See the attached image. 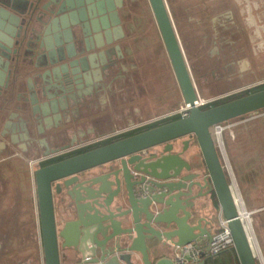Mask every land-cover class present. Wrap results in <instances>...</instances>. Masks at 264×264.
I'll use <instances>...</instances> for the list:
<instances>
[{"label": "water", "instance_id": "1", "mask_svg": "<svg viewBox=\"0 0 264 264\" xmlns=\"http://www.w3.org/2000/svg\"><path fill=\"white\" fill-rule=\"evenodd\" d=\"M7 2L11 10L25 12L23 0ZM39 2L31 3L35 11ZM111 2L119 40L124 34L117 9L123 1ZM148 2L190 115L35 171L44 264H61L60 240L72 248L69 264H195L186 260L192 251L199 252V264H207L222 221L239 263L258 264L212 129L263 111L264 90L208 110L194 107L199 95L168 3ZM105 59L99 62L111 70ZM191 146L199 149L205 169L183 158ZM93 171L98 174L89 175ZM56 195L69 201L74 217L60 230Z\"/></svg>", "mask_w": 264, "mask_h": 264}, {"label": "crops", "instance_id": "2", "mask_svg": "<svg viewBox=\"0 0 264 264\" xmlns=\"http://www.w3.org/2000/svg\"><path fill=\"white\" fill-rule=\"evenodd\" d=\"M111 1L112 5H116L115 3L118 2V0ZM33 2L23 0V4H20V6L24 7L27 17H24V12L21 14V18L18 19L10 16L13 18L10 29H15L16 20L18 24L30 23L32 20L34 27L37 28L36 33L34 32L36 39L31 40L30 45L26 44V46L32 49L33 53H30L27 58H29V63L33 64L32 69L36 71L38 76L39 74L41 76L43 90L41 95L45 96V104L41 102L34 103L36 114L43 119L39 127L33 125L34 133H37L39 138H48L50 140L51 135L61 131L59 136H64L67 140H65L66 143L57 145V147H64L78 140L76 139L72 143H68L69 138H72L77 130H80L78 131L81 133L80 139L88 136V134H91L93 138H102L116 130H125V128L131 127L143 128L150 125H144L148 121L156 120L160 116H166L174 110L173 107H169L163 113L157 111L154 116L149 114L148 107L140 101L143 92L140 73L137 74L140 78L137 84L136 72L134 74L130 72V70H134V66H130V73H128L125 60L123 68L126 70L123 73L122 70L119 72V68H116L117 65L114 66L115 69L113 68L109 72L104 71L105 67L101 65L102 62H99L100 60L102 61V59L106 58V62H113L114 53L120 54L119 51L125 56L122 47L123 40L117 41L114 37V33L116 32L117 36L120 35L118 34V23L114 16V11L111 10L110 12L108 10L110 0H69V5H66L64 0H54L51 3H49L50 0H41L36 11L31 6ZM237 3L239 2L237 1ZM246 4L247 20L252 24L251 27L254 29V33L256 32L255 36L260 33L262 38L258 43H262L259 46H262L264 49V0H249ZM101 10L102 13H100ZM119 21L121 22L120 18ZM122 30L125 34V27H122ZM110 39H113L111 43L108 42ZM24 40H22V46ZM254 41L256 40L252 36V56H259V52H256L254 48ZM117 46L120 48L119 50ZM105 52H107V55H105ZM100 55H102V58L99 57ZM261 56L260 62L262 66L260 68L254 67L252 60H246L247 72L254 73L255 71L259 72L264 69V53H261ZM57 59L59 61L52 64ZM96 64L99 65V68H95ZM62 67H66V70L62 69ZM94 71L97 73L96 77ZM35 78L34 76L31 79ZM261 81H264V79L256 82ZM32 86L27 85L29 89H26L28 96L31 94L30 89L33 88ZM23 89L25 90V87ZM126 89L128 90L126 91ZM36 95L40 94L37 92ZM20 97L23 100L25 97L24 93L17 94V98L20 99ZM132 100L133 102L131 103ZM46 109L48 112H46ZM129 115L130 119L123 123V120ZM132 117L134 119H131ZM262 117H264V112H258L238 119L237 123L236 120L227 123L228 126H225L222 132L223 149H221V153L219 152L223 166L230 179L235 198L241 202L243 211L253 214L251 227L255 239L254 245L257 254L259 251L262 256L261 261L257 259L258 264H264V219L260 221V217L264 215V190L254 185V180L252 183H249L250 179L259 174L256 169H251L255 162L253 160L243 161L244 157H236L234 153L240 148L241 143L246 140L244 137L241 138L239 134L241 127L247 125V123L253 125L254 122L259 121ZM255 153L259 157L258 162H260V150H256ZM184 158L190 163H198L202 169H205L204 160L196 146H191ZM13 172L15 175H18V170H13ZM30 173L31 179L34 181V175L32 176V172H29V175ZM14 174L10 172L7 176L12 177ZM96 174H98V171L89 173V175L93 176ZM29 192L30 189L28 188V202L26 200L24 202L20 195V193L22 194V190H19L17 184H15V188L10 189L7 199L0 205V223H2L0 243L5 240L8 242L7 245L12 248L17 247L22 249V246H24V241H26L28 235L26 215L27 213L31 214L32 219L35 214V207L37 206L33 199V203H35L33 209L31 200L33 196ZM206 201L199 200L198 203ZM21 203L22 205H20ZM11 211L14 213L16 222L10 232L8 220L3 218V214L10 213ZM55 212L59 228H63L67 222L74 220L73 215L70 214L69 201L61 202L60 197H55ZM37 228L38 232H40L39 221ZM2 229L5 236L2 234ZM219 229L220 227H217L214 234ZM17 233H20V237L15 236ZM13 239L21 242V246L19 247L18 244L13 245ZM34 249L36 250L35 246ZM230 251L231 249L225 252L230 253ZM232 251L233 254L231 253V255H233V259H236L239 263L235 249ZM31 252L32 250L29 248V251L27 250L25 254H31ZM20 253L24 254L22 250ZM219 255L213 257V259L218 258ZM201 260L202 258L195 264H199Z\"/></svg>", "mask_w": 264, "mask_h": 264}, {"label": "rangeland", "instance_id": "3", "mask_svg": "<svg viewBox=\"0 0 264 264\" xmlns=\"http://www.w3.org/2000/svg\"><path fill=\"white\" fill-rule=\"evenodd\" d=\"M7 1L9 0L0 1V46L3 47L0 48V135L2 134L3 129L7 131L8 137L5 138V136H3L2 134V138L6 139L9 144V140H11V143L12 140L15 141L14 145H17L18 147L16 148L11 145V149L14 154H17L20 158L13 159L7 165V172H12V174H14L13 170H18V175L14 174L12 175V177H6V175L1 176L0 181L2 183L0 184V205H2L4 200L7 199V194L10 189L12 190L15 188L16 183H21L22 185V181L23 179H25V173H27L26 170H28V165L25 161L32 162L41 157L38 154L39 150H37V146L33 145L31 147L32 141H36V143L40 141L41 147L47 146L46 148H56L57 145H62L66 143L65 140H67L64 136H59L61 131H59V133H54L53 135H51L50 140L48 138H39L37 133H34L35 131L33 129V125L39 127L42 124L43 119L41 118V116L36 114V111L34 112V106H32L31 103L41 102L42 104H45V96L41 95V93L43 92L41 76L40 74L39 76L36 74V71L32 69L33 64H30L28 61L29 58L27 57L30 53L33 52L31 47L28 48L26 44L30 45V41L36 39L35 33L37 28L34 27V22L32 20L30 21V23L28 22L24 24H18V21L16 20L15 29H10L13 18H21L22 12L14 10L12 11L10 2ZM29 1L33 2L35 0ZM122 1L123 4L122 7L119 8L118 15L121 19L120 25L121 27H125L126 33L124 34L123 32L124 35L122 36V38H119V40H123L122 47L126 57L125 64H127L128 73L131 72V74H134L136 72V75L140 73L143 83V92L141 94L140 101L148 107V112L151 116H154L157 111L163 113L169 107H173L174 110L172 112L177 111L184 104V100L176 81L159 30L157 28L149 2L148 0ZM166 1L173 16V20L187 61L191 68L197 92L200 98L205 100H221L224 98H228L240 93L243 88L249 86L248 84L254 83L260 79H264V69H262L259 72L255 71L254 73L247 74L242 80L234 79L230 82L228 81V83L223 81L222 85L220 83H214V80L211 79L210 76H207V78L209 79V83H211L207 84L203 77H201V75L204 74V71L202 70L203 68H201L199 62L204 59V57L205 59H207V53L209 49H212V41L208 42V45H206L205 47L204 43L202 42V37L205 36L206 32L208 34V32L211 31L210 20L215 16L216 10L213 9V7L215 6L217 0ZM236 1H238L239 3L235 4V0H231L232 5L235 6V10L239 14V17H243L245 20V24H248L249 22L248 20H246L248 18L246 3H248L249 0ZM211 6L213 7L209 9V7ZM23 15L24 17H27V14L25 12L23 13ZM10 16H12L13 18H11ZM195 21H202V28L200 26H197V28H195ZM2 23L4 25L7 24L6 27H1ZM19 26L20 28H17ZM253 30L254 29L249 31L254 40H256L254 41V48L256 52H259L260 55L252 56L251 50L249 51L250 55L246 58V60H252L254 67L260 68V66H262L260 62V60L262 59L261 53H264V49L262 48V46H259L262 43L258 42L262 37L260 33L259 35L255 36L256 32L254 33ZM195 37L197 38L196 42ZM256 37H258L259 39ZM22 40H24L23 46ZM31 46L33 45L31 44ZM4 48L8 52H6ZM130 66H134V70H130L129 72ZM34 76L36 78L33 79V82L31 78H33ZM7 81L9 82L7 83ZM139 81L140 78L137 75V84L139 83ZM33 83L35 84L33 85ZM27 85L30 87L33 85V88L30 89L31 94L29 96L27 91L29 89L27 88ZM24 87L25 90L23 89ZM127 90L128 89H126V91ZM34 92H38L40 95H36V93L34 94ZM19 93H24L25 97L23 100L21 99V97L20 99L17 98V94ZM132 102L133 100L131 101V103ZM46 112H48L47 109ZM262 112H264V110ZM160 118L161 116L158 117L157 120H159ZM129 119L130 115L125 120H123V123L127 122ZM131 119L134 118L132 117ZM157 120L148 121L144 125L152 124ZM238 121L236 120V123ZM221 126L224 130L225 126L228 125L226 123ZM78 131L80 130H77V132L75 131L73 137L69 138L68 143H72V141L76 139L78 140L73 143L74 145L78 143L84 144L92 141L93 136L91 134H88V136L80 139L81 133ZM239 134L241 138L244 137V139L246 138V140L241 143L240 148L237 149L234 154L236 157H244L243 161L247 162L253 160L255 162L252 166L253 168L251 169H256L259 174L250 179L249 183H252V181L254 180V185H257L259 189L261 188L262 190H264V117H262V119H259V121L254 122L253 125L247 123V125L241 127ZM212 136L217 144L219 152L221 153V149H223L224 145L223 133L218 137L214 128L212 129ZM28 142H31V144H28ZM258 149L260 150V162H258L259 157L255 153ZM36 170L37 166L35 165L32 170V176L34 175V172ZM26 177L28 179V187L33 196L31 200L33 204L32 207L34 209L35 203H33V199H35L37 195L33 185V180L31 179V173ZM24 204L26 205V203ZM20 205H22V203ZM36 207L33 218L34 224L38 226L39 211L38 206ZM244 210L246 209L244 208ZM31 216L32 215L29 213H27L26 215L27 223L29 224L28 229L30 228L29 232L30 234H33V236H29L32 237V242H36V245H39L37 240L38 230H34L32 232L33 229ZM262 216L263 217H260V221L264 219V215ZM3 218H6L8 220L11 232L13 225L16 222L14 213L12 211L10 213H4ZM1 224L2 223H0V233ZM2 234L5 236L3 229ZM32 242H30L29 244V241H24L23 245L25 246V249L23 253H25L27 250L29 251V246L32 250L31 254H24L22 256L24 259L29 256L33 260L31 256L36 255V253H38L39 257V246L37 252V250L34 249L35 245L33 246ZM7 244L8 242L5 240L1 241L0 243L3 249L7 247ZM14 249H16V247ZM9 251L10 250H8L7 254H9ZM13 252L16 253V255L12 256V263L19 264L17 263V254H21L18 253L21 252V249H16V251L13 250ZM33 252H35V254ZM258 255L259 260L261 261L262 256L260 255L259 251ZM18 256L20 260L21 255ZM34 263H37V261H34Z\"/></svg>", "mask_w": 264, "mask_h": 264}, {"label": "flooded vegetation", "instance_id": "4", "mask_svg": "<svg viewBox=\"0 0 264 264\" xmlns=\"http://www.w3.org/2000/svg\"><path fill=\"white\" fill-rule=\"evenodd\" d=\"M117 3H115V4L117 5ZM236 3H237V1L235 0V4ZM212 7L213 6L209 7V9ZM213 9L216 10V13H215V16L213 18H211V20H210L211 31L208 32V34L206 32L205 36L202 37V42L204 43L205 47H206V45H208V42L212 41V49H209V51L207 53V59H205V57H204V59H202L199 62V64L201 65V68H203L202 70L204 71V74H202L201 77H203V79L207 82V84H211V83H209V81H208L209 79L207 78V76H210L211 79L214 80V83H216V84L220 83L221 85L223 84L222 83L223 81L228 83V81L230 82L231 80H234V79L242 80L243 78H245L246 74L249 73L246 70L247 66H245V63H246V58L250 55L249 51L252 50V43H251L252 36L250 34V31L252 30V27H251L252 24L250 22L248 24L247 23L245 24L244 18L239 17V14L236 12L235 6L232 5L231 0H217ZM118 10H119V8H118ZM198 21H200V20H198ZM197 26H200L202 28V26H203L202 21L201 22L195 21L194 27L197 28ZM196 41H197V38L195 37V42ZM113 56H114L113 62H111V61L106 62L105 65L110 66V64H112L113 68L115 65H117L116 68H119V72L122 70V73H123V71H124L123 62L126 59V57L123 55L120 56V54H118V53H114ZM126 62H127V60H126ZM111 70L104 69V71H106V72H109ZM8 82L9 81H7V83ZM251 84H253V83H251ZM251 84H248V85H251ZM32 100H33V98H32ZM126 129L127 128H125V130ZM137 129H140V127H137ZM125 130H123L124 133H122L121 135L114 136L112 138L101 139L98 137V138H93L92 141H90L88 143H84V144L78 143L75 145L70 144L68 146H64V147L61 146V147H57V148H55V147L46 148L47 146L41 147L40 141H38L37 143H36V141H32V144H31V142H28V144H31V147L33 145L37 146V150H39L38 154L41 157L36 159V161H32V162L25 161L26 164L28 165L27 169L29 170V172H32L33 167L35 165L37 166V170H38L40 168H44V167L53 165L57 162L65 160V159H69L71 157L77 156L76 154L79 152H81L80 154H83V153L92 151L94 149H98L100 147H103V146L111 144V143L97 147L98 144H102L103 142H107L111 139L118 138L119 136H123V135H127L129 133H132L136 130V128L132 129V127H131V128H128L127 131H125ZM2 134H3V136H5V138L8 137L7 131L4 129L2 131ZM2 134L0 135V172H1L0 173V180H1V176L6 175V177H10V176H7V174L9 173V172H7L8 171L7 165L13 159L20 158L17 154H14V152L11 149V145L16 147V148L18 147L17 145H14L15 141L12 140V143H11V140H9L10 141V144H9L6 139L2 138ZM135 135H137V134H135ZM131 136H134V135H131ZM131 136H129V137H131ZM129 137H126V138H129ZM126 138H123V139H126ZM98 139H100V140H98ZM123 139H121V140H123ZM117 141H119V140H117ZM117 141H115V142H117ZM112 143H114V142H112ZM80 154H78V155H80ZM185 154H187V152ZM61 159H63V160H61ZM28 170H26L27 173H25L26 175H25V179H23V181H22V185H21V183H16L18 186V189L22 190V194L20 193V195H21L23 201L26 200L27 202H28V198H27L28 193L27 192H28L29 187H28V182H27L28 179L26 176L29 175ZM34 174H35V172H34ZM33 182H34L33 185H34V188L36 191L35 180ZM1 183L2 182L0 181V184ZM55 197H60V196L56 195ZM34 201L37 204L36 197H35ZM56 220H57V218H56ZM28 226H29V224H28ZM57 226L59 228L58 223H57ZM29 229H28V235L26 237V242L29 241V244H30V242H32V241H30V240H32V237H30V236H33V234H30ZM32 229H33L32 232L34 230H38L37 226L34 224L33 219H32ZM60 229L61 228H59V230ZM19 234L20 233H17V235H15V236L20 237ZM34 237H35V235H34ZM12 243H13V245L18 244L19 247L21 246V242L17 241L16 239H13ZM32 244H33V246L35 245L36 250L38 252V245H36V242L35 243L32 242ZM38 244H39V249H40L39 257H38V253H37V256L36 255L31 256L33 258V260L29 256H27L24 259L22 257L25 254L24 253V254H21V256H20L21 259L19 260V256L17 254V258H18L17 263H19V264H44V254H43L41 230H40V232H38ZM59 245H60L61 264H69L67 262V257H68V255H70L72 248H70V249L64 248L63 247V245H64L63 240L59 241ZM14 248L9 247L7 245V247L5 249H3V247L0 245V264H13L12 263V256L16 255V253H14L13 250L16 251V249H20L17 247H16V249H14ZM29 248H30V246H29ZM24 249H25V246H22V249H21L22 252H24ZM8 250H10L9 254H7ZM18 253H20V252H18ZM33 253L35 254V252H33ZM35 257H36V259H35ZM34 261L35 262L37 261V263H34Z\"/></svg>", "mask_w": 264, "mask_h": 264}, {"label": "built area", "instance_id": "5", "mask_svg": "<svg viewBox=\"0 0 264 264\" xmlns=\"http://www.w3.org/2000/svg\"><path fill=\"white\" fill-rule=\"evenodd\" d=\"M261 86H264V81L253 83V84L247 86L246 88H243L241 90V92L238 93V94H241V93H244V92L256 89V88H259ZM217 101H219V100H216V99L205 100V99H202V98L198 97V99L196 100V102L194 104V107L202 109L204 107L212 105L213 103H215ZM191 109H192V106H190L189 104H185L184 103L177 111L171 112L168 115L161 117L159 120L156 119L157 120L156 122L162 121V120H165V119H169V118H172V117H179L180 119H185V118H187L190 115ZM215 130H216V135L219 137V135H221V133L223 131L222 126L216 127ZM125 131H127V130H125ZM122 133H124L123 130H119V131L110 133V134L102 137L101 139L112 138L114 136L121 135ZM98 140H100V139H98ZM236 201H237V199H236ZM240 203L241 202L237 201L239 209H241L240 211H243L242 210L243 207H242V205ZM245 214L247 215L248 218H250V226H251V217H252L253 214L249 213V212H245ZM243 221H244L246 229H247V222L244 219H243ZM247 232H248V230H247ZM250 232H252V227H251V231ZM248 235H249V233H248ZM249 240L251 242V246L253 248V251H254V254L256 256V259L259 260V255L257 254L256 249H255L256 247H255V245H253L254 243L252 244V241H251L250 237H249ZM234 246H235L234 240H233L231 232H230V230L228 228V224H227L226 221H222L219 231L216 234H214L213 240H212V242L210 244L209 256L215 257V256L219 255L222 252H225V251L230 250V249H235ZM187 258H188V259H186V260H188L187 262L196 263L197 261H199L201 259V256L199 255V252L195 253L194 251H192L188 255ZM181 262H182L181 264H185V262H183V261H181Z\"/></svg>", "mask_w": 264, "mask_h": 264}, {"label": "trees", "instance_id": "6", "mask_svg": "<svg viewBox=\"0 0 264 264\" xmlns=\"http://www.w3.org/2000/svg\"><path fill=\"white\" fill-rule=\"evenodd\" d=\"M264 90V86H261L259 88H256V89H253V90H250V91H247V92H244V93H241V94H237V95H233V96H230L228 98H225V99H222V100H219L215 103H213L212 105L210 106H207V107H204L202 108V110H208L210 108H213V107H217L219 105H222V104H225V103H228V102H231L233 100H236V99H239V98H242L244 96H247V95H250V94H253V93H256L258 91H262ZM180 118L179 117H172V118H169V119H165V120H162V121H158V122H155V123H152L150 125H147L143 128H140V129H136L134 132L132 133H129L127 135H123V136H119L118 138H114V139H111L107 142H103L102 144H98L97 147L99 146H103L105 144H108V143H112V142H115L117 140H121L123 138H126V137H129L131 135H135V134H139V133H142V132H145V131H148L150 129H153V128H157V127H160V126H163L165 124H168V123H171V122H174V121H177L179 120ZM81 152L77 153L76 155L80 154ZM63 160V159H61ZM29 194H32L31 191L29 192ZM31 198V196H30ZM32 219L34 220V218L32 217ZM35 227V226H34ZM31 241V240H30ZM234 249H231L230 253L229 252H224L223 254L219 255L218 258H212L210 259L211 260V263H210V260L208 261L207 264H239L237 262L236 259H233V255H231V253L233 254V251ZM18 255H21V254H18ZM36 256H37V253H36ZM216 257V256H215ZM235 257V256H234Z\"/></svg>", "mask_w": 264, "mask_h": 264}, {"label": "bare ground", "instance_id": "7", "mask_svg": "<svg viewBox=\"0 0 264 264\" xmlns=\"http://www.w3.org/2000/svg\"><path fill=\"white\" fill-rule=\"evenodd\" d=\"M262 111H260V113H261ZM116 131H119V130H116ZM116 131H114V132H116ZM223 132V131H222ZM222 134V133H221ZM241 210V209H240ZM241 216H242V219H244V220H246V222H247V230H248V233H249V237L251 238V241H252V244L254 243L255 244V239H254V237H253V234H252V232H250L251 231V226H250V218H248L247 217V215L245 214V212L244 211H241ZM249 228V229H248ZM253 244V245H254Z\"/></svg>", "mask_w": 264, "mask_h": 264}]
</instances>
